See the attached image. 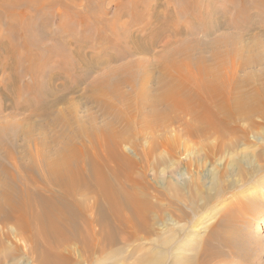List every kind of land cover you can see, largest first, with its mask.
Wrapping results in <instances>:
<instances>
[{"label":"bare ground","instance_id":"1","mask_svg":"<svg viewBox=\"0 0 264 264\" xmlns=\"http://www.w3.org/2000/svg\"><path fill=\"white\" fill-rule=\"evenodd\" d=\"M127 1L133 12L123 5L112 12L130 19L124 39L120 31L107 34V19L82 16L59 0H0L9 24L0 40L1 73L9 75L0 96L31 92L21 106L11 104L27 112L21 121L0 120V264L19 256L27 264L245 258L221 224L209 227L212 217L197 216L198 203L206 206L209 197L180 193L197 184L179 177L182 165L196 166L197 145L209 158L235 146L226 138L238 120H264V84L236 74L257 65L244 55L262 46L249 33L264 35V0H171L174 8ZM56 5L70 10H57L54 31H42L39 13ZM132 24L144 26L133 31ZM71 27L80 28L81 42L61 41ZM94 30L98 52L85 49ZM23 77L31 80L24 90ZM77 103L87 109L83 118ZM154 164L164 167L172 194L149 192L145 168Z\"/></svg>","mask_w":264,"mask_h":264},{"label":"rangeland","instance_id":"2","mask_svg":"<svg viewBox=\"0 0 264 264\" xmlns=\"http://www.w3.org/2000/svg\"><path fill=\"white\" fill-rule=\"evenodd\" d=\"M59 1L62 4L67 5L69 8H74L82 16L91 15L97 19V21H101V18L107 19L106 24L109 29L106 32L110 36H113L111 34L112 31H120V36H123L125 39L126 34L129 33H127V30L122 29L125 21L129 24L130 19L127 17H115L112 13L118 5H123L122 9H124L125 6H128L126 9H129V12H133L134 4H127V0ZM161 2L174 8V3L171 0H161ZM224 5L225 4L221 2L215 4L217 8H223ZM69 8H67V10H70ZM57 10L65 11L67 13L65 6L60 5L54 6L51 14L45 12L39 13L41 14V17L38 22L40 23V26L43 27L42 31H48V33L51 32V30L54 31L58 21L56 22L53 14ZM18 14L21 15L20 13ZM234 15L235 13L230 14L231 17ZM145 17L146 15L144 18ZM5 18V14L0 16V40L1 38L4 39L6 28L9 25ZM141 24H132L129 28L130 30L136 31L139 30V28H143L144 25ZM179 24L184 25V22H179ZM114 26L116 27L113 29ZM72 29L73 28L71 27L70 31L63 34L64 37H62L61 41L64 40L63 38L70 42L73 40L75 43L82 41V32L80 28H75L76 30L74 33L71 32ZM93 33L87 40L89 45L86 41L85 49L89 48L92 52H98L100 51L97 47L99 39V37H97L98 33L96 30H94ZM249 35H258V39H260L262 43V46L260 47L261 49L257 47L255 48L254 53L249 52L244 55L245 58L254 60V63L257 62V65L255 66L254 64L250 69H239L236 71L237 79H241L243 78V75L246 76L248 73H251V81L253 82V85L260 83L264 84V35L259 33L258 30L251 31ZM198 37L201 38V35H198ZM49 42L52 41L49 40ZM45 44H47V42H45ZM106 47V45H103L104 50L102 51L101 48V51L110 53L109 49H105ZM60 49L66 51L63 48ZM69 49H71V47H69ZM204 55L208 54L205 53ZM55 58H52L48 63L54 65ZM51 65H49V67H51ZM23 68L24 67L20 68V70L23 71ZM223 68L222 72L228 74L230 62L227 61ZM1 71L0 68V88L3 91L5 87L3 85L4 82L2 81L6 80L9 75L7 71H5L4 74L1 73ZM30 82L31 80L28 77H23L20 82L21 87L23 86L22 90H24V86ZM9 90L10 89L5 91L6 97L10 92ZM30 94L31 92L24 90V92L22 91L19 96L14 99L5 98L4 94L0 96V120L2 124L6 121H21L23 117L26 116L27 112L25 111L20 109L12 110L11 104L15 102L21 106ZM70 97H72L71 99L73 102L79 100L76 95ZM77 105L78 116L83 118L87 109H85L84 105H80L79 103H77ZM61 107L62 106H59V108ZM90 112L94 113L93 111ZM253 122L254 123L250 125V123L248 124L245 120H238L237 123L232 125L234 130L233 132L228 133L226 142L235 141V146L233 148H227L222 153L214 151L209 158H203L204 151L199 147L200 145H197L193 150L194 157L196 153V158H198L196 166L194 165L192 166L194 168L191 167L190 169L182 165V170L180 169L179 182L181 184H184L188 179L195 180L197 184L196 187L181 190L180 193H190L196 196L204 195L209 197L206 206L203 207L201 202L198 203L199 208L197 216H205L204 218H209V216L212 217L210 222H208L209 227L221 224L222 227H224L222 231L224 235L229 237L230 241L241 243L245 249L246 255L243 260L240 261L239 259H233L232 261H226L221 264H264V120L254 117ZM9 130V134L16 131L12 128ZM3 136L4 135H2L3 143L7 146V143L9 144L8 136H5V138ZM22 142V139L19 138L18 144H22ZM212 144L214 145L215 141H212ZM188 145H191V143H188ZM30 147L33 148V145H30ZM163 168L162 165L157 166L155 164L145 168L146 174L144 179L149 185V192L153 193L154 189L156 191L164 190L165 192H170L167 190V183H172V181L164 177ZM169 194H172V192ZM181 209H183V212L189 216L188 211H186L184 207ZM12 262L13 261H10L8 264H27L29 263V258L19 256L17 257V261ZM209 264L215 263L210 262Z\"/></svg>","mask_w":264,"mask_h":264}]
</instances>
